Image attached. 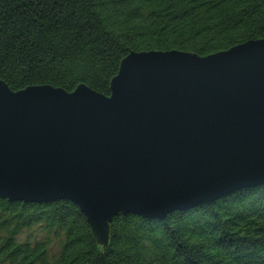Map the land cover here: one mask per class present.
Masks as SVG:
<instances>
[{"label": "water", "instance_id": "obj_1", "mask_svg": "<svg viewBox=\"0 0 264 264\" xmlns=\"http://www.w3.org/2000/svg\"><path fill=\"white\" fill-rule=\"evenodd\" d=\"M109 91L0 82V199L70 202L106 249L119 215L161 222L264 186V41L130 54Z\"/></svg>", "mask_w": 264, "mask_h": 264}, {"label": "trees", "instance_id": "obj_2", "mask_svg": "<svg viewBox=\"0 0 264 264\" xmlns=\"http://www.w3.org/2000/svg\"><path fill=\"white\" fill-rule=\"evenodd\" d=\"M261 41L264 0H0V82L12 93L82 86L109 98L130 54L204 59ZM0 264H264V186L161 222L119 215L106 249L70 202L0 199Z\"/></svg>", "mask_w": 264, "mask_h": 264}, {"label": "rangeland", "instance_id": "obj_3", "mask_svg": "<svg viewBox=\"0 0 264 264\" xmlns=\"http://www.w3.org/2000/svg\"><path fill=\"white\" fill-rule=\"evenodd\" d=\"M23 238H24V236H23Z\"/></svg>", "mask_w": 264, "mask_h": 264}]
</instances>
